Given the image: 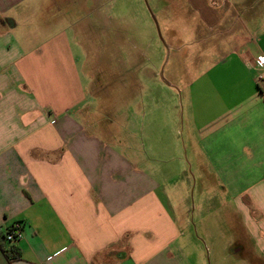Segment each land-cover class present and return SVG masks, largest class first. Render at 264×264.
Returning a JSON list of instances; mask_svg holds the SVG:
<instances>
[{
    "label": "crops",
    "instance_id": "0c3cea01",
    "mask_svg": "<svg viewBox=\"0 0 264 264\" xmlns=\"http://www.w3.org/2000/svg\"><path fill=\"white\" fill-rule=\"evenodd\" d=\"M159 2L191 13L218 52L186 85L185 129L198 176L203 161L264 263V30L243 19L264 20V0ZM52 5L0 0V237L22 227L17 256L0 249V264H190L139 143L83 118L68 37L43 19Z\"/></svg>",
    "mask_w": 264,
    "mask_h": 264
},
{
    "label": "rangeland",
    "instance_id": "374dc122",
    "mask_svg": "<svg viewBox=\"0 0 264 264\" xmlns=\"http://www.w3.org/2000/svg\"><path fill=\"white\" fill-rule=\"evenodd\" d=\"M54 1L43 19L51 22L49 32L59 28L68 37L85 92L83 118L106 137L123 134L139 143L138 164L160 184L187 261L264 264L240 214L203 161L198 176L195 147L185 129V88L218 52L199 39L196 19L180 5L174 12L159 0ZM254 7L243 15L263 9L259 3ZM243 19L264 30L263 19Z\"/></svg>",
    "mask_w": 264,
    "mask_h": 264
},
{
    "label": "built area",
    "instance_id": "2783aa9c",
    "mask_svg": "<svg viewBox=\"0 0 264 264\" xmlns=\"http://www.w3.org/2000/svg\"><path fill=\"white\" fill-rule=\"evenodd\" d=\"M256 63L258 65L264 64V56H259L256 58ZM22 236V227L19 222L13 223L10 227L6 228L4 231L5 240L14 243Z\"/></svg>",
    "mask_w": 264,
    "mask_h": 264
},
{
    "label": "trees",
    "instance_id": "16d2710c",
    "mask_svg": "<svg viewBox=\"0 0 264 264\" xmlns=\"http://www.w3.org/2000/svg\"><path fill=\"white\" fill-rule=\"evenodd\" d=\"M0 249L8 259H12L18 254L17 247L15 246V244L6 241L4 234H1L0 237Z\"/></svg>",
    "mask_w": 264,
    "mask_h": 264
},
{
    "label": "water",
    "instance_id": "95a60500",
    "mask_svg": "<svg viewBox=\"0 0 264 264\" xmlns=\"http://www.w3.org/2000/svg\"><path fill=\"white\" fill-rule=\"evenodd\" d=\"M148 7V10H149V12L151 13V16L153 17V19H154V21L156 22V19H155V16H154V14H153V12H152V10L150 9V7L149 6H147ZM160 75H161V73H160ZM162 80L166 83V84H169V82L168 81H166L165 79H163L162 78Z\"/></svg>",
    "mask_w": 264,
    "mask_h": 264
}]
</instances>
